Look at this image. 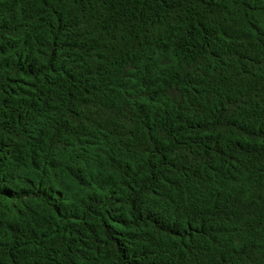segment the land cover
Returning a JSON list of instances; mask_svg holds the SVG:
<instances>
[{"label":"trees","instance_id":"1","mask_svg":"<svg viewBox=\"0 0 264 264\" xmlns=\"http://www.w3.org/2000/svg\"><path fill=\"white\" fill-rule=\"evenodd\" d=\"M0 264H264V0H0Z\"/></svg>","mask_w":264,"mask_h":264}]
</instances>
